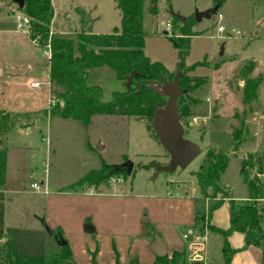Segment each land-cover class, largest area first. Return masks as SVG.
<instances>
[{"label": "rangeland", "instance_id": "1", "mask_svg": "<svg viewBox=\"0 0 264 264\" xmlns=\"http://www.w3.org/2000/svg\"><path fill=\"white\" fill-rule=\"evenodd\" d=\"M218 1L217 12L200 22L195 21V13L213 9L215 0H157L154 4L146 0L143 5L140 17L145 56L161 63L174 76L179 57L172 38H179L181 33L190 34L182 61L183 73L189 87L196 86L183 100L190 113L180 121L184 137L199 147L200 154L186 168L173 173L159 172L155 177L154 165H165L168 158L159 142L150 136L145 121L95 115L84 124L49 116L54 100L48 84L49 63L43 55L45 45L41 47L31 39L28 27L17 30L15 17L23 15L12 0L0 2V30L10 29L14 33H0L3 67L0 109L30 112L32 119L28 122V132L25 126L16 127L6 134L5 140H0V147L6 149V189L19 191L0 198V225L3 218L7 227L14 228L20 255L58 252L60 246L55 236L59 234L70 249L73 264L118 263L121 254L132 244L128 232L133 231L139 242L140 230L149 226L156 231L164 228L168 216L180 211L170 200L183 199L177 202L182 208L187 204V213L192 203L194 211L204 210L205 202L194 173L211 148L228 158L219 176L220 188L230 190L235 197H247L242 180L244 164L250 176L261 171L264 191V0ZM51 3L54 15L48 37L58 34L74 38L72 32L79 28L76 8L90 13L94 34H111L120 27L114 0H51ZM175 14L187 20V24L175 21ZM219 17L224 19L227 29L224 34L216 32ZM221 47L223 51L219 55ZM250 62L254 69L249 77H260V83L256 98L243 104L244 80L238 73L243 66L248 68ZM30 82H38L40 87L32 88ZM86 84L101 89L102 103H109L114 92L125 89L107 67L89 70ZM193 118H197L196 123L192 122ZM234 134L242 138L236 149L232 144ZM103 164L121 168L125 175L101 185L100 197L95 191L90 197L66 194L70 186L91 170L101 169ZM41 181L46 182V195L31 187L33 183L42 187ZM208 192L215 196V201L221 196ZM51 199L58 205L52 207L47 202ZM78 200L92 201L91 205L96 207L79 227L75 225ZM256 204L263 211L260 228L264 233V199ZM54 216L66 224L63 230L47 223ZM139 217L141 226L137 223ZM153 217L158 219L157 224L151 223ZM183 233L178 228L179 239ZM207 236L210 259L222 264L221 239L212 233ZM134 247L138 253H144L140 242Z\"/></svg>", "mask_w": 264, "mask_h": 264}, {"label": "trees", "instance_id": "2", "mask_svg": "<svg viewBox=\"0 0 264 264\" xmlns=\"http://www.w3.org/2000/svg\"><path fill=\"white\" fill-rule=\"evenodd\" d=\"M4 0H0L2 2ZM146 0H114L120 14V27L115 28L111 34L97 35L92 32L94 19L89 12L76 8L78 17V30H73L72 37H62L54 34L48 37L49 28L53 19V7L51 0H24L21 10H17L28 17V29L32 40H36L39 46L46 45L49 41L50 60L48 64V82L54 100V105L49 109V116L62 119H72L86 124L95 115H118L143 120L146 123L150 136L158 141L154 134L152 121L155 112L166 105L167 99L158 96L152 90L153 83L162 84V80L170 82L173 75L168 73L159 62H152L143 52L144 30L141 21V12ZM156 3L157 0H150ZM216 6H220L215 0ZM182 22L184 26L187 20ZM190 34H180L177 39L172 38L175 48L178 50L180 90L186 91L178 98V114L180 119L188 116L189 106L183 104L193 89L187 84V78L183 70L185 68L183 58L187 54L188 38ZM107 67L114 71L116 78L125 84L126 77L132 73V82L123 92H114L109 103L100 101L101 89L98 86L86 84L89 70ZM254 69L250 62L249 67L243 66L239 70V76L244 80L242 102H248L256 98V90L260 83V77L250 78L249 74ZM138 84V86H136ZM47 113V112H46ZM30 112L11 113L0 110V140H5L6 134L16 127H28L31 121ZM26 122V124H25ZM181 122V121H180ZM24 127V128H25ZM240 138V139H239ZM242 138L234 134L233 148L236 149ZM2 143V142H1ZM166 153V152H165ZM168 158V155L166 153ZM228 158L225 154L215 152L212 148L207 150L194 173L200 194L203 199L209 200L206 213H194L195 226L198 232L211 231L219 235L222 242L223 264H231V258L235 250L231 249L227 237L232 232L244 235L245 247L253 245L261 250V264H264V233L260 228L262 217L261 209L256 202L264 199L263 185L260 180L261 171L257 175L250 176L242 169V180L248 194V203L235 206L231 200L229 191L219 187L220 174L227 166ZM164 165V164H163ZM6 168V149L0 147V189L4 186ZM121 168L102 165L99 170H91L76 184L69 187L68 191H81L96 188L106 184L113 177L124 176ZM220 194L215 201L214 195ZM229 199L230 226L227 230H220L207 224L211 213L223 202ZM149 230V227H146ZM55 238L60 239L57 234ZM185 258L181 252H173L170 258L156 257L155 264H184ZM0 264H73L68 245L61 246L58 252L43 256H23L18 254L12 243V237L8 230L0 232ZM133 264H136L133 262Z\"/></svg>", "mask_w": 264, "mask_h": 264}, {"label": "crops", "instance_id": "3", "mask_svg": "<svg viewBox=\"0 0 264 264\" xmlns=\"http://www.w3.org/2000/svg\"><path fill=\"white\" fill-rule=\"evenodd\" d=\"M224 20V19H223ZM227 30V29H226ZM0 33L2 34H13L10 29H1ZM29 39V38H27ZM31 43H34L33 41L30 40ZM3 62H5L3 60ZM3 74V67L0 65V76ZM33 83H38V82H30V86ZM48 83V82H47ZM40 87V86H39ZM34 88V87H32ZM2 111H7L5 109H0ZM25 131L28 132L29 128L25 127ZM6 169V168H5ZM116 181L112 180V183H116ZM42 187H40L39 190H36L38 193L46 195L47 190H46V182L41 181L40 183ZM104 185V184H102ZM41 188L43 190H41ZM226 190V188H222ZM102 190V186L99 185L96 188H89L81 191H69L66 193L67 195H73V196H84V197H90L92 196L94 191L95 193H99V195H95V197H100L101 193L100 191ZM228 190V189H227ZM19 192L18 190H7L5 186V179H4V186L2 189H0V198L2 199L4 197V194L11 193V192ZM230 195H231V200L234 202L235 206H241L246 204L249 199L248 196H242V197H235L234 194L228 190ZM53 195H50V198H53ZM202 198V197H201ZM176 198V200H170L171 203H174V207L180 208V211H176L174 216H168V222L165 224L164 228H161L159 230H155L152 226H149V230H140V236L142 240H138L141 245L144 247L143 251L144 253H138V250L134 247L135 244L139 243L135 239V233L133 231H130L127 233V235L132 238V244L129 247V250L123 252L121 254L120 261L116 264H133L135 262L136 264H155L156 257L153 252L150 251L149 246L153 241V236L157 235L163 240L165 244V250H166V257L170 258L173 252H181L184 255L185 262L184 264H216L213 262V260L210 259L211 255L208 250L209 248V238L207 234H215L211 231L204 230L203 232H198L199 227L195 226L194 222V213L200 212V213H206L208 206H209V200L208 199H203L202 200L205 202L204 204V210L203 211H194V204L192 203V206L190 208V213L186 212V205L184 204L183 208L182 205L179 204L177 201H181L183 199ZM229 199H223L222 204L220 207H218L216 210H214L211 215L209 220L207 221V224L210 226L220 229V230H227L230 226V204H229ZM51 204L52 207L54 205H58L56 201L51 199L50 201H47ZM95 202V201H94ZM97 202V201H96ZM83 203V204H82ZM92 201L84 202V200H78L76 206V209L79 211L77 214L76 226H81V224L84 222L85 218L87 216H92L94 209H96L95 206L91 205ZM191 204V203H190ZM81 209H78L80 208ZM191 211H193L191 213ZM184 213V214H183ZM51 215H49L47 218H50ZM55 218L52 219H47V223L51 227H56L61 230L64 229V226L66 225L63 223L61 218ZM153 221H151L152 224H157L158 219L156 217L152 218ZM138 225L141 226V219L140 217L137 219ZM5 228L9 231L11 237H12V243L14 248L18 251L17 243L15 240V235H14V228L13 227H7L5 222L3 221V218L1 220V225H0V232L4 231ZM178 228H182L184 230V233L182 234L181 239H179L178 235ZM217 235V234H215ZM184 236H187L186 238ZM219 239H221V244L220 248H222V238L217 235ZM227 241L229 243V246L231 249L235 250V253L233 254L231 258V264H261V250L253 245H250L248 247H245V242H244V235L239 232H232L228 237ZM146 248V249H145ZM146 250L147 253L146 254ZM19 254V253H18ZM222 255V253H221ZM24 256V255H23ZM114 264V263H112ZM222 264H223V259H222Z\"/></svg>", "mask_w": 264, "mask_h": 264}, {"label": "water", "instance_id": "4", "mask_svg": "<svg viewBox=\"0 0 264 264\" xmlns=\"http://www.w3.org/2000/svg\"><path fill=\"white\" fill-rule=\"evenodd\" d=\"M12 3L17 6L18 10H21L24 5V0H12ZM217 9L218 6H215L211 10L195 13V21L200 22L203 18L209 19L217 12ZM174 17L181 21H185L184 18L177 14H175ZM222 51L223 47L220 48L219 55L222 54ZM180 75L181 71L177 68L172 81L168 82L163 79L162 84L153 83L151 87L158 96L167 99L166 105L155 112L152 125L159 144L168 155V162L165 165H154V177L159 172L173 173L177 169H184L200 154L199 147L184 137V129L180 122L177 101L181 94H186V91L180 90L179 87L178 79ZM132 76H135V74L132 73L130 76L126 77L124 84L125 88L130 86ZM136 86H138V84H136ZM47 232L50 235L52 234L51 231ZM57 243L60 247L66 245L61 239H58ZM149 249L157 257L166 256L165 244L158 235L153 236V241Z\"/></svg>", "mask_w": 264, "mask_h": 264}, {"label": "built area", "instance_id": "5", "mask_svg": "<svg viewBox=\"0 0 264 264\" xmlns=\"http://www.w3.org/2000/svg\"><path fill=\"white\" fill-rule=\"evenodd\" d=\"M223 23H224L223 18L219 17L218 18V22H217V27H216V32L218 34H224L225 33L226 29H225V26L223 25ZM15 24H16L17 30H22L24 26L28 27L29 19H27L25 16L15 17ZM167 26H169V25L167 24ZM43 55L48 60V63H49V60H50V57H51L50 48H49V41L47 42V44L43 48ZM39 86H40L39 83L31 84V87H34V88H37ZM192 122L196 123L197 122V118H193ZM31 187L33 189H35V190H39L40 189V187L37 184H35V183H33L31 185ZM184 237L186 238L187 236H184Z\"/></svg>", "mask_w": 264, "mask_h": 264}]
</instances>
